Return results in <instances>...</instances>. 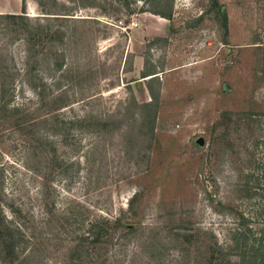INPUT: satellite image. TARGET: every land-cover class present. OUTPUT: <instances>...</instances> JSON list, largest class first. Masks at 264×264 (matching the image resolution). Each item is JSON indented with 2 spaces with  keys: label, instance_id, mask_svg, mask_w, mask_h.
<instances>
[{
  "label": "rangeland",
  "instance_id": "1",
  "mask_svg": "<svg viewBox=\"0 0 264 264\" xmlns=\"http://www.w3.org/2000/svg\"><path fill=\"white\" fill-rule=\"evenodd\" d=\"M0 14H23L33 29L42 19L53 41L36 83L46 101L19 78L13 102L38 122L59 118L43 128L46 201L36 143L7 124L0 133L2 205L24 229L25 264H72L83 221L117 218L135 193L142 227L80 255L84 264H192L168 228L182 222L224 254L233 244L234 261L264 264V0H0ZM18 38L0 22V61L22 71ZM150 86L153 137L137 108L151 103ZM53 95L64 102L54 111ZM47 208L65 229L49 226ZM246 240L254 258L242 255Z\"/></svg>",
  "mask_w": 264,
  "mask_h": 264
},
{
  "label": "trees",
  "instance_id": "2",
  "mask_svg": "<svg viewBox=\"0 0 264 264\" xmlns=\"http://www.w3.org/2000/svg\"><path fill=\"white\" fill-rule=\"evenodd\" d=\"M149 12L170 20V17L161 13L153 11ZM54 19L68 20L67 18L59 16L55 17ZM0 20H2L0 22L5 25V29H8L10 27L15 28L16 34L19 35L18 41L23 43L25 52L22 71H17V68L15 66L5 67L4 62L0 61V133L2 132L1 129H3V127H5V125L7 124L8 126L19 131V134L24 138L25 142L31 141L33 143H36L35 156L39 157L40 159V165L37 171H39V173H41L43 177L42 200L46 201L48 187L53 181V174H51L53 172L48 171L49 173L43 176L42 168L44 169V167L41 166L44 165L43 161L45 160L43 153L45 151V142H43L42 140V136L44 134L43 128L46 127L45 124L47 125L50 123V120H54V122L51 123L55 124L57 119L59 121V118L58 116H55V118L47 119L46 117L42 116L41 120L43 121L38 122V118H36V116H32V113H30L27 106L15 105L13 104V102L15 98V84L19 80V78L21 79L22 83L27 84L28 86H30L31 78L33 80V84L31 85L34 87V91L37 93L39 102L42 103L46 101V96H44V88L46 87V85L43 84L42 90L41 85H37L36 83H42L45 80L41 75L42 73L40 72V61L43 58L45 50L47 49L49 44L53 43V41L46 43L47 38L43 33L42 19H37L35 21V29H33V26H31L32 21L29 19V17L23 14H0ZM226 22L227 17L225 15V23ZM55 36L56 35H54V38ZM63 38L67 39V36L62 35V41H64ZM59 50V48H56V51L54 50L53 54L60 57L61 54H59ZM48 52L51 53V50L49 49ZM59 66L61 65H58V67ZM12 71H15V74H12ZM37 74H40V77H37ZM154 75H156V73L148 75L144 74L142 78L145 79L147 77H151L149 79V81H151L156 79L157 76ZM149 91L152 96L151 103L143 104L141 106L137 104V108L141 111H145V113L148 114H143L144 116H142V127L147 126L148 133H150V135L153 137L155 132L154 123L156 116L151 115L147 112L157 104V96H155V93L151 86L149 87ZM53 96L55 98L52 100L51 107L52 110H55V108L57 109V107L63 105L64 102L59 100L61 99V96ZM53 161L55 160L53 159ZM138 197L139 193H135L134 196L129 200L128 208L126 209V211H121V214L117 218L92 222L91 224L87 225L85 229H82V227L85 225V222L83 221V226L79 228L80 234H78L74 246L69 251L71 253L70 255H72V257L69 258V260L72 261V264H84L85 261H82L80 258H78L80 255L85 254L86 256H93L94 254H96V252L101 250L103 244L105 246H109V243L111 242L109 241V239H112V235H115L118 232L120 233L119 238L122 237V234L131 235L138 232V230L142 227L139 219V214L138 212H136L134 206ZM3 201V191L0 190V264H25L27 259L25 260V256L21 255L25 253V248L27 245L24 235V229L20 224L17 225L13 220H9L6 217L5 211L3 210L4 206L2 205ZM48 211L49 216H51L49 218V226H53V223H58L57 226L65 229V225L61 224L62 222L60 217H57L56 213L53 212V210L48 209ZM63 219L69 221V218ZM239 219L243 220V222L246 221L244 215H239ZM79 221L82 220L75 221V225H81L82 223H80ZM168 228L172 231L174 230V233H177L173 238V242L177 243V248H181V250H179L181 251V256L188 258L189 263L241 264L240 262H236L232 259V256L236 255L235 252L237 251V247L235 248V250H233V244H230L229 251L224 254L225 249H223V247L218 243V241L214 239V237L209 238L205 235H202L201 230L195 229L189 222H182L178 226H173V224H170ZM50 235L54 236L56 234L52 232V234ZM247 240L245 242V245L243 246V248H245V252L242 255H244L245 257L253 255L254 258L255 252H251L254 249H251L252 246L250 248V245L248 244L249 242H247ZM258 250L261 252L264 251V236L260 241ZM32 252L33 250L29 252V257L31 256L30 253L32 254ZM255 259L257 263L258 258L256 257Z\"/></svg>",
  "mask_w": 264,
  "mask_h": 264
}]
</instances>
